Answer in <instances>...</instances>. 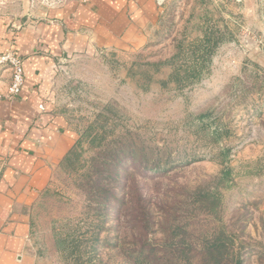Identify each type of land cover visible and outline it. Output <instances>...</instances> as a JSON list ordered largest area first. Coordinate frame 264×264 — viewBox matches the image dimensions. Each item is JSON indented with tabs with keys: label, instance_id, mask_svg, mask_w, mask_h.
I'll list each match as a JSON object with an SVG mask.
<instances>
[{
	"label": "rangeland",
	"instance_id": "rangeland-1",
	"mask_svg": "<svg viewBox=\"0 0 264 264\" xmlns=\"http://www.w3.org/2000/svg\"><path fill=\"white\" fill-rule=\"evenodd\" d=\"M147 34L57 63L54 104L78 142L31 206L32 250L40 264H264V0H168ZM204 34L208 72L161 85L170 66L147 63L180 49L183 66ZM118 146L166 170L100 179Z\"/></svg>",
	"mask_w": 264,
	"mask_h": 264
},
{
	"label": "crops",
	"instance_id": "crops-1",
	"mask_svg": "<svg viewBox=\"0 0 264 264\" xmlns=\"http://www.w3.org/2000/svg\"><path fill=\"white\" fill-rule=\"evenodd\" d=\"M167 1L0 0V53L18 54L25 77L20 94L0 96V264H40L31 206L76 142L54 104L57 63L142 46Z\"/></svg>",
	"mask_w": 264,
	"mask_h": 264
},
{
	"label": "trees",
	"instance_id": "trees-1",
	"mask_svg": "<svg viewBox=\"0 0 264 264\" xmlns=\"http://www.w3.org/2000/svg\"><path fill=\"white\" fill-rule=\"evenodd\" d=\"M216 43H217L216 41L211 42L210 37L207 36V34H204L199 44V46H202V49L197 48L198 51H200L201 49V53L199 54V59H198V55H196L197 54L196 52H198L197 49H192L189 53L188 58H184V61L185 59L187 61L185 62L186 64L184 63V65L182 66V64L177 63L178 58L181 56V51L180 49H178L177 52L174 53L170 58L165 60H160L158 62H152V63L148 62L147 65L154 66L156 70H159L161 66H170L171 69L167 75V78L165 80L160 81L161 85L166 86L169 82H172L178 88L189 86L200 81L201 78L203 77V74L208 72L207 67L205 70H203L204 62L210 60L209 55L213 52ZM147 79L150 80L151 79L150 76L147 77ZM76 141L78 142V140ZM77 142H75L74 146L76 145ZM74 146L66 155L61 168H63L66 165V163L70 161L71 155L74 153ZM120 149L121 147L118 146L115 150L110 152L109 160H106L107 163H105L104 167L100 171V179L102 180L108 179L116 183L118 179L122 176V174L126 171L125 170L126 162L129 163V167L134 168L135 171L141 168L146 169L148 173H150V171L158 173L166 170V168H164V166L161 165L159 161H155L153 162V164L147 166L146 163L136 160L137 158L134 153L135 150L131 148L127 149L126 150L127 152H125L127 153L129 160H125L126 158L124 155H121ZM228 151L229 149H224L222 151L225 154L223 156L222 162L227 161L226 154L228 153ZM225 173H227V171ZM130 174L131 173L128 172V176ZM99 189L100 191H99V198L97 201V205L103 206L106 203L109 205L110 204L109 195H111L110 185L108 184H105L104 186L100 185ZM66 239H62L63 241L60 240L59 243L64 244ZM222 245L224 244H222L220 240H217L212 244L211 247H213L215 250H218L219 248L222 247ZM77 246L78 245L75 246L76 249ZM90 248L93 249V246L92 247L90 246Z\"/></svg>",
	"mask_w": 264,
	"mask_h": 264
},
{
	"label": "built area",
	"instance_id": "built-area-1",
	"mask_svg": "<svg viewBox=\"0 0 264 264\" xmlns=\"http://www.w3.org/2000/svg\"><path fill=\"white\" fill-rule=\"evenodd\" d=\"M17 27L15 28L17 29ZM6 72L9 75V81L5 94L0 96L12 98L20 94L25 79L22 58L12 50L0 53V81L4 78ZM38 107L43 109L42 104Z\"/></svg>",
	"mask_w": 264,
	"mask_h": 264
}]
</instances>
